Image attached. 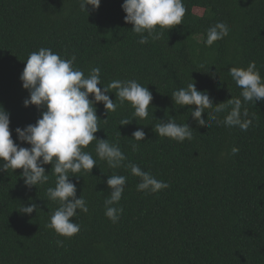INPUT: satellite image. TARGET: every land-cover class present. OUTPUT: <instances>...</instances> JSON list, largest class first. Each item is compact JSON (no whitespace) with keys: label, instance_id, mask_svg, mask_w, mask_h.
I'll return each mask as SVG.
<instances>
[{"label":"trees","instance_id":"trees-1","mask_svg":"<svg viewBox=\"0 0 264 264\" xmlns=\"http://www.w3.org/2000/svg\"><path fill=\"white\" fill-rule=\"evenodd\" d=\"M123 2L100 0L98 9L86 5L85 12L80 0H0V106L10 114L14 142L15 129L34 125L44 110L23 106L29 93L20 81L28 56L42 47L63 59L75 56L73 68L85 76L99 67L101 87L135 80L152 93L146 119L134 117L115 90L108 93L115 112L106 115L102 103L94 105L100 128L94 135L118 145L126 160L109 168L97 157L95 141L84 149L96 166L90 175L82 170L70 177L88 207L72 218L80 225L75 236L47 227L59 207L47 196L56 179L50 164L43 165L49 180L32 188L24 185L22 170L0 172V264H264V100L244 101L229 75L230 68L255 62L264 80V0H183L181 25L147 44L124 22ZM217 22L229 26V35L207 46V30ZM192 82L220 109L202 114L209 126L192 119L194 106L172 101L174 91ZM231 98L241 100L238 118L251 121L247 130L226 124ZM124 118L133 121L119 126ZM168 119L186 123L192 139L178 143L157 135L155 125ZM140 128L145 139L132 140ZM129 163L169 187L137 191L140 181L124 166ZM111 175L127 177L114 205L123 209L116 223L105 216ZM33 203L37 211L19 212Z\"/></svg>","mask_w":264,"mask_h":264},{"label":"clouds","instance_id":"clouds-1","mask_svg":"<svg viewBox=\"0 0 264 264\" xmlns=\"http://www.w3.org/2000/svg\"><path fill=\"white\" fill-rule=\"evenodd\" d=\"M86 5L93 10L98 9L100 0H80V8L85 12ZM121 8L125 13L124 22L132 25V32L140 34V44H147L149 38L158 40L163 30L181 25L186 12L183 0H124ZM229 32L230 28L226 23L217 22L208 28L205 44L212 46L228 36ZM75 59V56L63 59L51 49L43 47L30 53L20 75L22 88L29 93L23 106L27 108L31 105L44 110L34 125L15 129L19 143L12 139L9 129L10 114L0 106V172L20 169L24 185L32 188L49 180L43 165L52 166L51 171L56 177L55 187L47 189V196L58 202L59 207L51 215L47 227L65 238H71L80 231V225L72 220L77 210L88 212L86 201L81 196L76 197V186L70 181V177H77L75 174L82 170L90 175L96 166V160L84 149L95 141L97 157L106 161L109 168H119L126 160L118 145L110 144L107 139L98 140L94 135L100 130L94 105L102 103L106 115L108 111L115 112L117 104L108 95L111 90H115L120 103L127 102L134 109V117L146 119L152 101V93L148 88L135 80H113L106 87H101L100 68H92L89 75L85 76L82 70L73 68ZM212 75L216 76L215 73ZM229 75L241 88L244 101L255 103L264 100V80L256 69L255 62H250L246 68L232 67ZM171 98L174 104L181 107L194 106L191 117L201 127L209 126L206 119L201 118L206 109L220 110L218 105L213 106L207 92L196 89L194 82L174 91ZM228 102L234 108L226 124L238 125L241 130H247L251 121L241 122L238 118L241 100L231 98ZM132 121L121 119L119 126H127ZM192 131L186 123L177 124L174 119L163 120L155 125L157 135L178 143L191 140ZM144 139L145 132L142 128L132 133V140L141 142ZM21 144L29 147H22ZM131 147L136 151L138 144H132ZM237 152V148H232L233 155ZM124 166L132 176L139 178L137 191L153 194L169 187L167 182L158 180L137 164L129 163ZM126 181L127 177L123 175H111L106 180L109 196L104 201L105 216L113 223L119 220L123 212L122 208L114 205L121 200ZM34 211H37V206L33 203L21 206L19 212L29 215ZM57 243L62 246L63 242Z\"/></svg>","mask_w":264,"mask_h":264}]
</instances>
